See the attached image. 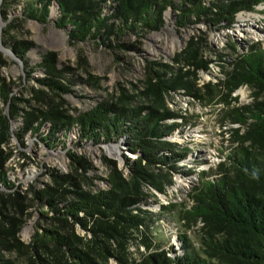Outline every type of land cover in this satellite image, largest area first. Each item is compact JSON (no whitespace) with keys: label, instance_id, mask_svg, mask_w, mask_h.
<instances>
[{"label":"trees","instance_id":"obj_1","mask_svg":"<svg viewBox=\"0 0 264 264\" xmlns=\"http://www.w3.org/2000/svg\"><path fill=\"white\" fill-rule=\"evenodd\" d=\"M54 2L61 9L63 23L74 27L72 36L82 41L98 39L103 30L107 32L104 40L108 41L111 20L118 22L119 33L162 30L167 8L175 10L179 27L204 22L213 28L230 29L236 15L255 12L264 4V0H118L108 16L102 14L97 0H31L25 14L39 23H48ZM201 46L202 42L192 40L176 63L206 69L199 52ZM183 67L174 71L151 62L143 86L132 93L121 89L111 101L100 102L77 118L56 110L49 112L45 118L52 123L51 132L43 137L48 147L61 142L57 133L79 128L81 138L95 144L126 138L128 150L139 157L126 158L122 170L114 161L104 162L109 171L104 180L109 190L94 194L81 191L71 202L63 193L49 194L46 204L55 216L48 228L36 231L29 245L20 239L25 225L24 207L17 201L2 203L0 264H109L111 258L130 264L128 249L133 242L150 253L140 264H264V47L259 43L250 46L233 62L232 69H225L223 80L203 89L195 85L196 72L183 71ZM244 86L256 91L250 105L226 112L230 124L241 126L243 133L240 128L233 130L225 161L202 174L200 185L189 194L191 208L184 203L162 207L169 215H177L184 227L201 224L195 232L199 249L182 232L180 253L168 252L156 245L153 237L155 214L140 208L145 203L144 189L164 193L173 185V175L180 173L176 164L187 157L183 152L186 149L177 152L176 146L163 140L180 128L166 121L185 119L169 111L166 96L183 90L199 100L207 96L210 101V95L221 97L220 103L229 105L228 98ZM43 124L36 126L34 120L27 119L23 131L39 134ZM73 162L85 173L93 170L82 158H74ZM0 178L6 180L1 160ZM83 179L91 183L88 177ZM77 225L88 232L87 237L76 234Z\"/></svg>","mask_w":264,"mask_h":264},{"label":"rangeland","instance_id":"obj_2","mask_svg":"<svg viewBox=\"0 0 264 264\" xmlns=\"http://www.w3.org/2000/svg\"><path fill=\"white\" fill-rule=\"evenodd\" d=\"M30 1L0 0V160L6 174L5 181L0 178V207L2 203L16 201L24 207L25 225L20 239L26 245L36 231L51 225L55 214L46 204L49 194L63 193L71 202L81 191L94 194L109 190L104 181L109 173L104 162L114 161L122 170L126 158L139 157L128 150L126 138L116 143L95 144L81 138L79 128L57 133L61 142L48 147L43 137L51 132L52 123L45 118L51 110L77 118L100 102L111 101L121 89L132 93L143 86L141 82L147 78L151 62L170 66L174 71L183 67L176 63L177 56L192 40L202 42L199 52L207 68L196 70L186 64L183 71H195V85L202 89L223 80L225 69H232L233 62L250 46L259 43L264 47V4L255 12L236 15L230 29L213 28L204 22L179 27L175 10L167 8L162 30L119 33L118 22L111 20L112 34L108 41L104 40L107 34L104 30L98 39L82 41L72 36V25L63 23L58 3L51 4L48 23L44 24L26 16ZM97 2L105 15L110 14L111 6L118 5V0ZM255 91L241 87L228 98L229 105L220 103L221 97L214 95H210L209 101L206 90L204 100L183 90L166 96L169 111L185 119L166 121L167 125L179 124L180 128L163 140L176 146L177 152L188 151L183 150L186 160L176 164L180 173L171 178V187L164 193L144 189L145 203L140 208L155 214L152 230L156 245L180 253L179 234L183 232L199 249L195 232L201 224L184 227L177 215H169L162 207L181 203L187 209L193 206L189 194L200 185L202 174L210 173L225 161L233 130L240 128L243 133L241 126L230 124L226 112L250 105ZM27 119L34 120L36 126L44 123L39 134L23 131ZM108 148L114 149L113 153ZM74 158H82L93 170L85 173L73 162ZM124 171L129 173L127 169ZM83 176L91 183L85 182ZM68 177L71 179L66 180ZM75 229L77 235L88 236L79 225ZM128 253L130 264L143 263L150 254L135 242ZM110 260L109 264H121L116 258Z\"/></svg>","mask_w":264,"mask_h":264},{"label":"bare ground","instance_id":"obj_3","mask_svg":"<svg viewBox=\"0 0 264 264\" xmlns=\"http://www.w3.org/2000/svg\"><path fill=\"white\" fill-rule=\"evenodd\" d=\"M0 30H1V24H0ZM107 151L113 153L114 149L108 148Z\"/></svg>","mask_w":264,"mask_h":264}]
</instances>
